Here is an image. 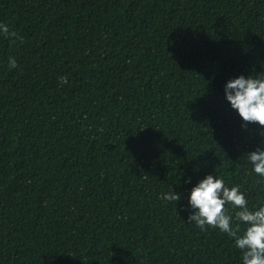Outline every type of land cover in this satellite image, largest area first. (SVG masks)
Returning <instances> with one entry per match:
<instances>
[{
	"label": "trees",
	"instance_id": "16d2710c",
	"mask_svg": "<svg viewBox=\"0 0 264 264\" xmlns=\"http://www.w3.org/2000/svg\"><path fill=\"white\" fill-rule=\"evenodd\" d=\"M0 23L23 38L0 35V264H243L188 200L212 174L264 202V128L224 91L264 75V0H0Z\"/></svg>",
	"mask_w": 264,
	"mask_h": 264
},
{
	"label": "clouds",
	"instance_id": "9594fccd",
	"mask_svg": "<svg viewBox=\"0 0 264 264\" xmlns=\"http://www.w3.org/2000/svg\"><path fill=\"white\" fill-rule=\"evenodd\" d=\"M0 35L13 44L17 39L23 42V38L18 37L6 23H0ZM17 67V60L9 57V70ZM59 83L67 84V76L60 77ZM224 91L231 108L244 122L242 127L254 123L264 128V75L248 78L241 75L230 79ZM261 135L264 136V133ZM247 158L252 164V171L264 178V149L258 148L248 153ZM162 198L170 202L181 199L173 191ZM188 203L194 210L188 217L190 222H194L202 231L218 228L226 233L242 253L243 264H264V202L250 209L239 185L228 187L222 178L209 174L191 189ZM227 205L231 206V211Z\"/></svg>",
	"mask_w": 264,
	"mask_h": 264
}]
</instances>
